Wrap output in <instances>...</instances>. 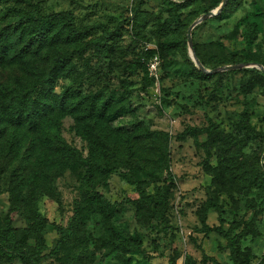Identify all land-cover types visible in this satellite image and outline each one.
<instances>
[{"label": "rangeland", "instance_id": "374dc122", "mask_svg": "<svg viewBox=\"0 0 264 264\" xmlns=\"http://www.w3.org/2000/svg\"><path fill=\"white\" fill-rule=\"evenodd\" d=\"M32 1L43 15L69 11L78 27L90 30L89 37L79 43L90 48L85 55L90 62L85 64L75 58V75L58 80L56 92L74 87L103 99L121 98V113L112 122L113 128L130 132L134 124L143 123L158 143V164L156 159L152 164L155 177L150 176L149 170L141 169L144 164L132 170L119 167L99 187L110 201L124 203L113 224L135 244L125 256L121 253L106 256L103 250L95 264H121L123 258L129 264H234L228 241L203 230L200 215L210 198L219 202L222 214L209 208L208 226L223 225L228 230L234 222L241 223V228L234 231L236 235L244 224L251 223L258 235L239 240L245 255L243 264H264V190H253L249 196L236 194L233 198L219 194L206 165H217L214 150H209L205 134H199L198 138L190 134L214 126L221 133L232 135L246 156L264 169V83L258 79L264 74L261 70L264 68V0H234L231 9L222 14L227 0L221 13L196 26L199 27L195 36L192 35V45L188 31L204 16L201 12L209 4L202 0H194L178 14L180 31L158 39L155 37L158 26L170 17L164 0ZM172 1L183 4L188 0ZM139 4L145 21L139 24L137 34L145 35L142 40L148 43L146 47L133 27V10ZM18 10L13 0L1 1L0 27L13 23ZM195 45L209 66L205 68L197 56L200 64L209 72L202 71L196 63ZM144 48L150 50L151 60L147 66L139 64L134 71L131 67L142 62ZM237 60L243 61L230 64ZM151 61L158 63L154 72L150 69ZM234 65L244 67L211 72ZM98 70L99 80H89L87 73ZM197 70L208 78L198 76ZM38 82V77L29 76L23 69L0 68L3 92H21ZM60 132L68 143L84 156L88 155L87 143L74 130L72 118L63 121ZM166 161L173 180L161 164ZM8 162L0 155V227L6 225L11 213L12 168ZM82 176L80 172H69L56 181L53 196L44 195L38 202L39 211L48 221L44 232L46 253L57 244L58 228H69L75 208L88 190ZM163 188L170 193L167 208L161 211L163 218L154 205L135 204L143 198V193L156 197ZM11 217L16 228L25 227L18 215ZM100 223V217H93L87 223L85 234L91 249L94 239L104 235ZM53 263L61 262L53 258L43 264ZM5 264L23 263L15 258Z\"/></svg>", "mask_w": 264, "mask_h": 264}, {"label": "trees", "instance_id": "16d2710c", "mask_svg": "<svg viewBox=\"0 0 264 264\" xmlns=\"http://www.w3.org/2000/svg\"><path fill=\"white\" fill-rule=\"evenodd\" d=\"M13 1L19 8L14 15L16 19L7 27H0V68L23 69L29 76L38 77L39 82L21 92H3L0 88V93L3 92L0 98V155L6 163L9 161L12 168L11 213L6 225L0 227V264L15 258L23 264H43L53 258L60 264H95L98 253L103 250H106V256L114 253L125 256L132 252L135 243L113 224L115 215L124 203L110 201L99 187L106 183L110 172L119 167L132 170L144 164L141 169L149 170L150 176L155 177V166L152 167V164L155 159L158 164V143L143 123L134 124L130 132L113 128L112 122L121 113V98L103 99L74 87L57 93V81L75 75V58L85 61V64L90 62L85 59L90 48L79 44L82 39L89 37L90 30L78 27L74 15L69 11L43 15L32 0ZM202 1L209 3L201 12L204 16L223 3V0ZM193 2L188 0L179 4L164 0L170 17L158 26L155 37L163 38L170 32L180 31L182 24L176 17ZM233 4L234 0H228L222 14L229 11ZM141 7L142 4L136 5L133 10V27L143 43L145 35L141 37L140 33L137 34L139 24L145 21ZM198 27L193 29V37ZM184 43H187V39H184ZM147 44L144 42L142 46L146 47ZM195 48L202 65L208 68L196 45ZM149 51L148 48L143 49L142 62L131 67L134 71L139 64H149ZM41 69V72L36 71ZM197 75L208 78L200 70H197ZM87 77L91 81L99 80L100 70L93 74L87 73ZM258 79L264 83V74L259 75ZM69 117L74 120L77 135L87 143V156L68 143L60 132L63 121ZM190 134L195 138L205 134L209 150H214L217 165H206L219 194L233 198L236 194L249 196L253 190H264V169L246 156L232 135L221 133L214 126L203 131H191ZM150 156H154L152 160ZM161 164L168 178L173 180L167 161ZM69 172L82 173V180L88 190L75 208V217L69 228H58L57 244L46 253L44 232L48 221L39 211L38 202L44 195L53 196L56 181ZM143 195L136 205L152 204L159 214L167 208L169 189L159 190L156 197ZM209 208H215L222 214L219 202L214 198L208 199L200 215L204 232L224 237L228 241L233 263L243 264L245 255L240 249L239 240L257 236V229L251 223L244 224L241 232L234 235V231L241 228V223L236 222L228 230L223 225L211 228L206 218ZM12 214L24 220V228L14 226ZM93 217H100L104 235L94 239L91 249L85 229ZM160 217H164L163 212ZM220 221L224 223L223 219ZM121 264L129 262L123 258Z\"/></svg>", "mask_w": 264, "mask_h": 264}, {"label": "water", "instance_id": "95a60500", "mask_svg": "<svg viewBox=\"0 0 264 264\" xmlns=\"http://www.w3.org/2000/svg\"><path fill=\"white\" fill-rule=\"evenodd\" d=\"M226 3H227V0H223L222 5H221L216 11H212V12L206 14L205 16H203L201 19H199L198 21H196V22L190 27V29H189V31H188V41H189V44H190V45H192V43H193V39H192V31H193V29H194L197 25H199L200 23L206 21V20L209 19V18L215 17L216 15H218L219 13H221V12L223 11V9H224ZM193 56H194V59H195L196 63L200 66L201 70L204 71V72H209V71H207V70H206V69L200 64V62H199V60H198V58H197V55H196L194 49H193ZM243 67H244V65L226 66V67H223L222 69H219V70L216 69V70H213V71H211V72H219V71H221V72H228V71H233V70H239V69H241V68H243ZM261 70H262L263 73H264V68H263V67H261Z\"/></svg>", "mask_w": 264, "mask_h": 264}, {"label": "built area", "instance_id": "2783aa9c", "mask_svg": "<svg viewBox=\"0 0 264 264\" xmlns=\"http://www.w3.org/2000/svg\"><path fill=\"white\" fill-rule=\"evenodd\" d=\"M157 66H158V63H157V61H151V63H150V69H151V71H156L157 70Z\"/></svg>", "mask_w": 264, "mask_h": 264}]
</instances>
